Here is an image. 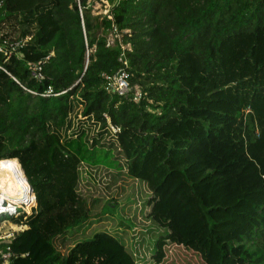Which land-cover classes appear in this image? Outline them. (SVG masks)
<instances>
[{"label": "trees", "instance_id": "16d2710c", "mask_svg": "<svg viewBox=\"0 0 264 264\" xmlns=\"http://www.w3.org/2000/svg\"><path fill=\"white\" fill-rule=\"evenodd\" d=\"M0 48V163L36 198L0 216L10 264H264V0H0ZM122 52L139 102L105 90Z\"/></svg>", "mask_w": 264, "mask_h": 264}, {"label": "rangeland", "instance_id": "374dc122", "mask_svg": "<svg viewBox=\"0 0 264 264\" xmlns=\"http://www.w3.org/2000/svg\"><path fill=\"white\" fill-rule=\"evenodd\" d=\"M108 8L109 5L107 3H97L93 6V13L97 15H106L108 13ZM216 188L217 186L215 187V189ZM258 190L259 185L251 179L232 176L220 182L219 189L216 192L215 202L218 204L229 206L230 211L228 213L229 215H223V217L219 219V221L221 220L222 223L227 222L230 224L235 214L238 213L239 218H242V221H244L243 224L246 223L248 217L253 212L252 205L258 201ZM81 258L82 257L80 254H75L72 261L73 264H80L82 262Z\"/></svg>", "mask_w": 264, "mask_h": 264}, {"label": "built area", "instance_id": "2783aa9c", "mask_svg": "<svg viewBox=\"0 0 264 264\" xmlns=\"http://www.w3.org/2000/svg\"><path fill=\"white\" fill-rule=\"evenodd\" d=\"M121 38L120 34H117L114 32L113 35H110L108 39V46H112L116 43V41ZM124 50L126 47L121 46ZM1 50V48H0ZM119 61H121L124 64V68L121 69L118 73L114 75H107L104 76L105 79V90L108 93L111 94H117L119 96H131L134 102H139L141 98V90L136 87L132 86L129 78L130 74L127 72L126 68L128 66V62L125 58L124 52L121 53L119 57ZM30 68H36V66L29 65ZM52 89L49 88L47 93L45 95H52ZM113 133L119 132L120 129L114 126L110 127ZM31 186V185H30ZM31 190V189H30ZM34 206H28L27 202L22 203H15L4 196L0 195V216H18L20 213L25 212L26 214H29ZM1 228V225H0ZM19 228L17 227H11V231L9 233H6L4 236L0 237L1 240L6 239H13L15 231H18ZM1 259L3 260L2 264H10V253H0Z\"/></svg>", "mask_w": 264, "mask_h": 264}, {"label": "bare ground", "instance_id": "6f19581e", "mask_svg": "<svg viewBox=\"0 0 264 264\" xmlns=\"http://www.w3.org/2000/svg\"><path fill=\"white\" fill-rule=\"evenodd\" d=\"M0 195L15 203L32 202L34 194L18 161L0 163Z\"/></svg>", "mask_w": 264, "mask_h": 264}, {"label": "water", "instance_id": "95a60500", "mask_svg": "<svg viewBox=\"0 0 264 264\" xmlns=\"http://www.w3.org/2000/svg\"><path fill=\"white\" fill-rule=\"evenodd\" d=\"M30 189H31V192L34 194V192H33V188L30 186ZM20 203H22V202H20ZM34 207H36V198H35V204H34Z\"/></svg>", "mask_w": 264, "mask_h": 264}]
</instances>
